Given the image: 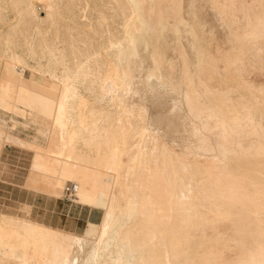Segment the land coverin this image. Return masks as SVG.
<instances>
[{"label": "bare ground", "instance_id": "obj_1", "mask_svg": "<svg viewBox=\"0 0 264 264\" xmlns=\"http://www.w3.org/2000/svg\"><path fill=\"white\" fill-rule=\"evenodd\" d=\"M209 1L228 20L213 46L184 0H0V110L45 140L0 134L102 210L80 234L0 213V264H264V0ZM132 71L141 103L116 89Z\"/></svg>", "mask_w": 264, "mask_h": 264}, {"label": "rangeland", "instance_id": "obj_2", "mask_svg": "<svg viewBox=\"0 0 264 264\" xmlns=\"http://www.w3.org/2000/svg\"><path fill=\"white\" fill-rule=\"evenodd\" d=\"M218 1L220 2L219 4L222 3V0H218ZM237 1H239V0H236V2ZM209 2H210L209 0H193V1L189 2L190 5L189 4L187 5L186 0H184L183 16L185 15L184 18L186 20L195 22L197 25L196 28L199 29L200 35L202 37L204 36L203 37L204 42L206 44H212V46H213V45H215V42L219 43V42H222L225 40V38L227 36V30L226 29L228 28L227 27L228 26V23H227L228 20L221 16L222 14H224L221 9L218 10L217 8H215V6H212ZM235 13H237V16L235 17V19L237 18L240 22H242L243 21V14H242L243 12L242 11H236ZM38 14L40 16H44L43 10L38 9ZM216 14H217V16H216ZM9 15H10V18L13 17L12 16L13 14L11 12L9 13ZM224 19H226L227 21ZM62 21H64V20H61V22ZM222 21H223V23H222ZM224 26H225V30H224ZM204 34L205 35L207 34V36H205ZM183 43H185L184 40H183ZM177 49L178 48L170 49L167 53L168 56L165 55L167 57V60L169 59L168 63L166 62V64L167 65L171 64L172 67L170 66V68H168L164 62H161V63L159 62L161 64L160 66H162L165 70H167V69H169L171 71L174 70L175 71V73H173L174 75H176L178 73L180 60H181L180 59L181 55H179L180 54L179 49L178 50ZM185 50L187 51L188 48H186V46H182V51H183L186 59H188V61L189 60L192 61L191 53L189 51L187 53ZM135 51H137V52H135V54L140 53L141 47L138 46L137 49H135ZM223 51H226V50H223ZM134 56L136 57L137 55H134ZM135 57L132 56V58H135ZM171 57L173 60L171 59ZM237 64L240 66V71H241L242 77H244L245 76V56L242 58V60L238 61ZM146 65L143 66L144 69H141L142 74H144L145 70L147 69ZM143 70H144V72H143ZM242 70H244V72ZM249 71L250 70H248V72H247V74L249 75V76L247 75L248 78L255 77V73H254L255 71H252V70L250 72ZM131 74L132 75H129L131 77L129 78L127 76V78H124V80H122L123 84L121 83V84L117 85L116 89H117V91L120 90L122 93H128L125 97V101L130 102V103H132V102L133 103L134 102L135 103H141L140 100L142 98V96H141L142 93L139 92L140 91L139 89L137 92H135L133 94L132 93L130 94L126 90L130 89V87L132 88L133 84L136 87H142L143 84H145V83L143 82V80L138 81V75H142V74H138L137 76H135V74H136L135 71H132ZM171 75L172 74H169V76H167V77L164 76L163 78L164 79L169 78V81H171L172 85L174 84V87L175 86H177V87L182 86V84L180 82H178L177 80L173 79L171 77ZM174 75H173V77H174ZM25 76H29V71H25ZM244 79H245V77H244ZM151 81L155 82V79L151 78ZM109 82L110 81H106V84H111ZM123 88H124V90H123ZM168 89L170 90V88H168ZM169 90H167V91L170 93ZM173 90H175V89L173 88ZM171 93L174 94V92H171ZM148 95L149 94H147L146 96L148 97ZM174 96L176 97V95H174ZM126 99H129L130 101L126 100ZM170 101H171V99L168 100L169 104L171 103ZM145 103H146V105H149V102H145ZM185 108L186 107L184 106L183 109H185ZM148 113L150 114L149 116H152V114L153 115L156 114V113H151V112H148ZM185 114L187 116H191V114L187 110H185ZM191 118L192 117H187V122ZM11 119H12V121L15 122L14 123L16 125V126L14 125L15 127H11V125H10ZM184 122H186V120ZM0 127L3 128L4 131L10 130L9 131L10 134H12V135L16 136L17 138L22 139L24 141H30L31 140V141H36L38 143H44V140H45L43 135L42 134L39 135V132L37 131V129L34 128L33 126H31L23 117H19V115L12 116V114L2 112L1 110H0ZM1 134H3V135H1ZM1 134H0V212L4 211V212H9V213L10 212L18 213L19 207L21 205H23L24 202H30L29 200H25V199H27V197H29L28 193H31V194H36V195H38V194L45 195L46 197L53 198V199L61 198L59 200L65 201V202L73 205V209H74L73 213L70 212L69 214H67L68 219H65L66 214L59 213V209L57 208V206H58L57 202L50 201L49 208L45 209V207H44L45 201L41 196H38L36 198L34 196L29 197L32 201L34 200L37 202V204L35 206V210L39 211V212L37 211L38 212L37 214L40 217H42L43 219L45 218V220L48 221V223H50L52 225V226H50L48 223H45V221L43 219H40L47 226H50V227L55 226L53 228L59 227L56 229L62 228L61 230L73 231V232L79 234L82 231V229L84 228L87 220L95 221V222L98 221V219L100 218L101 213H102L101 209L97 210V208H92V207L89 208V206H87V205H86L87 207L81 206L82 204L80 205L79 203L74 204V202L71 199L73 197V195H71L69 197V199H67L66 194H64L65 193L64 190H63L64 193L58 197H56L54 195L48 196L43 192L34 193L32 190H28L26 188V184L28 182V171L30 169L32 150L21 147V146L17 145L16 143L14 144V142H12V141L8 142L5 138V134L4 133H1ZM184 134H186V133L181 131V134H180L181 138H179L180 141L178 142L179 144L180 143L184 144V139H183ZM187 136L189 137V139L193 138V135H191V134H189ZM185 138H186V135H185ZM185 140H187V139H185ZM187 142L191 143L190 140L189 141L187 140ZM151 144H152L151 140H150V142L146 143L147 147H150ZM171 144H174V143L171 142ZM176 148H178V147H176ZM147 152L148 151L146 149V153ZM70 183H72V182L67 181L65 183V187L68 186ZM77 204H79V205H77ZM68 264H71V258H70Z\"/></svg>", "mask_w": 264, "mask_h": 264}, {"label": "crops", "instance_id": "obj_3", "mask_svg": "<svg viewBox=\"0 0 264 264\" xmlns=\"http://www.w3.org/2000/svg\"><path fill=\"white\" fill-rule=\"evenodd\" d=\"M29 150H31V149H29ZM33 162H34V152L32 151L30 169L28 171V182L26 184V188L28 190H32L34 193L43 192L48 196H51V195H54L56 197L61 196L63 194V192L62 191L60 192L58 185L54 184V186H51L50 183L47 181L48 176H46L41 171L33 169ZM66 182L67 181L64 182V184H63L64 186H65ZM28 194H29V197L34 196L35 198L38 196H41L45 201L44 202L45 203L44 204L45 209L49 208L50 201L57 202V205H58L57 208L59 209V213L66 214L65 219H68L67 214H69L70 212L73 213V210H74L73 205H71L65 201L59 200L61 198L53 199V198H48L45 195H41V194H38V195L31 194V193H28ZM29 197H27V199H25V200H29L30 202H24L23 205H21L19 207L18 213H12V212L9 213V212H4V211H2L0 213H3L5 215H10V216L21 217V218H23L29 222H32L34 224H39V225H42L45 227H49V228L55 227V226L50 227L52 225L50 223H48V221H46L45 218L43 219L42 217H40L37 214L39 212L38 210H35V206H36L37 202L34 200L32 201ZM72 201L74 202V204L79 203L80 205L82 204L81 206H86V204H83L80 202H75L74 200H72ZM79 204H77V205H79ZM89 208H90V206H89ZM92 208H95V207H92ZM98 209L99 208H97V210ZM101 212H102V210H101ZM101 216H102V213H101ZM101 216H100V218H101ZM100 218L98 219V221L100 220ZM40 219H43L45 221V223H48L50 226H47L46 224H44ZM98 221L95 222V221L87 220L84 228L86 227V225L88 223H97ZM56 228H59V227H56ZM56 228H53V229H56ZM61 229H57V230H61ZM83 229H82V231H83ZM61 231H66V230H61ZM66 232H69L72 234H77L73 231H66Z\"/></svg>", "mask_w": 264, "mask_h": 264}, {"label": "built area", "instance_id": "obj_4", "mask_svg": "<svg viewBox=\"0 0 264 264\" xmlns=\"http://www.w3.org/2000/svg\"><path fill=\"white\" fill-rule=\"evenodd\" d=\"M75 191V185L70 183L68 186L65 187L64 192L66 194V198L69 199L71 194Z\"/></svg>", "mask_w": 264, "mask_h": 264}]
</instances>
